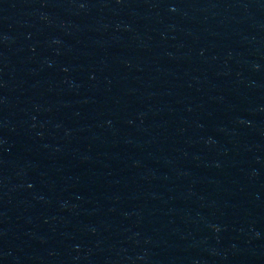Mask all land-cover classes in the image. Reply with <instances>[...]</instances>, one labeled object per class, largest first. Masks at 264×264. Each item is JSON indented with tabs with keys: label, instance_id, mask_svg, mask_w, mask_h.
Segmentation results:
<instances>
[{
	"label": "water",
	"instance_id": "1",
	"mask_svg": "<svg viewBox=\"0 0 264 264\" xmlns=\"http://www.w3.org/2000/svg\"><path fill=\"white\" fill-rule=\"evenodd\" d=\"M0 264H264V0H0Z\"/></svg>",
	"mask_w": 264,
	"mask_h": 264
}]
</instances>
